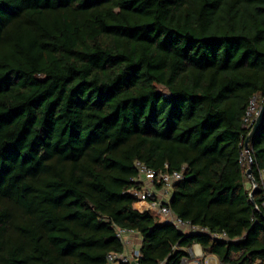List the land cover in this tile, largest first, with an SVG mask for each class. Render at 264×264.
<instances>
[{
    "label": "trees",
    "instance_id": "16d2710c",
    "mask_svg": "<svg viewBox=\"0 0 264 264\" xmlns=\"http://www.w3.org/2000/svg\"><path fill=\"white\" fill-rule=\"evenodd\" d=\"M255 96L264 0H0V264H108L114 225L139 231L140 264L196 243L264 264V194L241 162ZM250 152L259 180L264 116ZM137 160L184 170L170 205L207 231L138 208Z\"/></svg>",
    "mask_w": 264,
    "mask_h": 264
},
{
    "label": "built area",
    "instance_id": "2783aa9c",
    "mask_svg": "<svg viewBox=\"0 0 264 264\" xmlns=\"http://www.w3.org/2000/svg\"><path fill=\"white\" fill-rule=\"evenodd\" d=\"M259 102L260 98L258 96L253 97L247 107L244 117L248 127L251 129L260 113L261 107L259 106ZM241 162L242 164H248L249 168L252 167L253 158L250 149L245 148ZM135 164L138 170L136 180L140 182L141 186L139 188H134L132 193L140 200L139 202L144 203L143 210L155 211L159 215L161 222L173 225L185 233H190L192 231H207L205 227L194 225L190 221L180 217L170 205V198L174 185L185 177L183 169L169 170L168 164H166L165 169L157 170L149 167L141 160H137ZM257 169L259 180H257V184L252 182L253 189H259L261 187L264 194V168L258 167ZM256 208L260 209L259 205H256ZM114 227L116 235L121 240L124 249L122 252L109 253L108 264H140L139 260L142 253L140 247L135 245L137 242L136 238L140 234L139 231L135 228L123 227L120 225H114ZM212 236L214 238L229 239L226 232L213 233ZM187 251L188 255L182 258L181 264H211L213 257L206 255L201 249L196 248L195 244L188 247Z\"/></svg>",
    "mask_w": 264,
    "mask_h": 264
},
{
    "label": "water",
    "instance_id": "95a60500",
    "mask_svg": "<svg viewBox=\"0 0 264 264\" xmlns=\"http://www.w3.org/2000/svg\"><path fill=\"white\" fill-rule=\"evenodd\" d=\"M263 116H264V104L261 106L260 113H259V115H258V117L256 119V122H255L253 128L251 129L250 133L248 134V136H247V138L245 140V148L246 149H250V142H251L252 138L254 137V135L256 134L259 126L261 125L262 120H263ZM247 175L250 176V178H251V180H252V182L254 184H257V179L254 177L252 167L247 169ZM256 190H257V188L253 189V191L251 192L252 196L254 195Z\"/></svg>",
    "mask_w": 264,
    "mask_h": 264
},
{
    "label": "crops",
    "instance_id": "0c3cea01",
    "mask_svg": "<svg viewBox=\"0 0 264 264\" xmlns=\"http://www.w3.org/2000/svg\"><path fill=\"white\" fill-rule=\"evenodd\" d=\"M250 182L252 183L251 179H250ZM138 208L140 210H143L144 209V204L138 205ZM136 240H137V242H136L135 245L137 247H140L141 246V242H142V237H141L140 234L137 236ZM195 247L198 248V249H201L205 253V251H204V249H203V247H202V245L200 243H196ZM205 254L206 255H210V256L213 257L212 260H211V264H224L216 255L210 254V253H205Z\"/></svg>",
    "mask_w": 264,
    "mask_h": 264
},
{
    "label": "bare ground",
    "instance_id": "6f19581e",
    "mask_svg": "<svg viewBox=\"0 0 264 264\" xmlns=\"http://www.w3.org/2000/svg\"><path fill=\"white\" fill-rule=\"evenodd\" d=\"M142 204H144V203H142Z\"/></svg>",
    "mask_w": 264,
    "mask_h": 264
},
{
    "label": "rangeland",
    "instance_id": "374dc122",
    "mask_svg": "<svg viewBox=\"0 0 264 264\" xmlns=\"http://www.w3.org/2000/svg\"><path fill=\"white\" fill-rule=\"evenodd\" d=\"M247 182H249V181H247Z\"/></svg>",
    "mask_w": 264,
    "mask_h": 264
}]
</instances>
